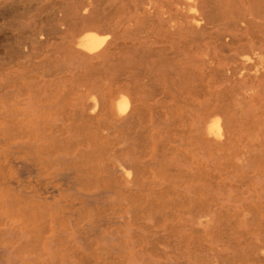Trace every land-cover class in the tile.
Instances as JSON below:
<instances>
[{"label":"rangeland","instance_id":"1","mask_svg":"<svg viewBox=\"0 0 264 264\" xmlns=\"http://www.w3.org/2000/svg\"><path fill=\"white\" fill-rule=\"evenodd\" d=\"M18 1L5 18L0 0V205L38 258L22 244L17 264H264V88L196 71L211 58L205 42L134 43L124 25L95 31L112 47L107 62L79 57L69 40L42 39L47 4ZM91 92L103 97L93 114ZM119 93L131 101L122 119ZM30 96L44 109L39 127L23 111ZM217 118L221 138L206 131ZM7 229L0 221V246Z\"/></svg>","mask_w":264,"mask_h":264},{"label":"bare ground","instance_id":"2","mask_svg":"<svg viewBox=\"0 0 264 264\" xmlns=\"http://www.w3.org/2000/svg\"><path fill=\"white\" fill-rule=\"evenodd\" d=\"M8 1L5 0V18L19 2L11 0L13 6H8ZM245 1L42 0L41 2L49 7V16L48 21L45 22L46 25L39 33L42 39L60 36L63 40H69L72 43L69 46L70 52L89 60H101L103 63L109 59L112 47L104 46L106 42L104 43V38L101 39L102 35L99 36L96 30L116 31L124 25L131 31L134 43L152 45L163 43V46L171 48L205 42L209 48L206 55L211 56L210 61L206 65L205 63L194 65L193 68L212 75L222 73V77L227 81L224 88H227L229 83L238 82L242 90L248 91L264 88V0H252L249 4ZM33 36L35 37V34ZM225 52H231V54L229 56L225 54L224 57L222 54ZM223 57L226 63L219 66L217 60ZM183 80L184 85H187V77ZM43 99L49 101L50 96L44 94ZM102 102L101 94L91 92L90 101L85 104L83 110H91L90 113L93 114L99 110ZM114 109L117 119L124 118L131 109L129 97L119 93ZM23 111L30 115L32 123L39 127L44 109L39 105V100L37 101L35 96L29 97ZM206 125H208L206 128L208 134L217 138L223 136L225 124L221 118ZM10 163L15 166L19 164V172L23 175L26 173L36 175L37 173L36 168L25 161L16 162L13 159ZM118 168L122 175L131 178L133 171L128 164L121 161ZM63 177L67 178V176ZM36 185L40 195L45 198L55 193L50 186H42L38 183ZM0 221L6 222L10 227L9 230L7 229L6 244L0 246V264H17L18 256L15 251L22 244L31 248L29 253L31 259L38 258L32 250L35 245L32 234L23 230L25 225L22 221L11 219L3 205H0ZM15 230L22 231L20 239L23 241L18 246L12 243L17 236ZM44 249L47 255L53 254L52 238ZM128 264H144V262L132 259Z\"/></svg>","mask_w":264,"mask_h":264}]
</instances>
